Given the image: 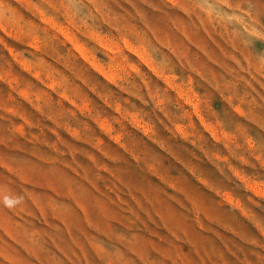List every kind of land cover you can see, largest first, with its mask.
<instances>
[{
  "label": "clouds",
  "instance_id": "obj_1",
  "mask_svg": "<svg viewBox=\"0 0 264 264\" xmlns=\"http://www.w3.org/2000/svg\"><path fill=\"white\" fill-rule=\"evenodd\" d=\"M261 133L264 0H0V264H264Z\"/></svg>",
  "mask_w": 264,
  "mask_h": 264
},
{
  "label": "rangeland",
  "instance_id": "obj_2",
  "mask_svg": "<svg viewBox=\"0 0 264 264\" xmlns=\"http://www.w3.org/2000/svg\"><path fill=\"white\" fill-rule=\"evenodd\" d=\"M77 47H79V46L77 45ZM85 58H87V57H85ZM217 107H219V104H217ZM261 135H264V133H261ZM257 211H258L261 215H264V209H257Z\"/></svg>",
  "mask_w": 264,
  "mask_h": 264
}]
</instances>
